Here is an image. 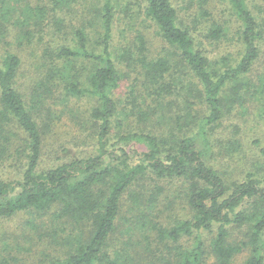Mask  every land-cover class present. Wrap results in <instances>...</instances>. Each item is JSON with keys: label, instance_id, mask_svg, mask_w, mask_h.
Segmentation results:
<instances>
[{"label": "rangeland", "instance_id": "1", "mask_svg": "<svg viewBox=\"0 0 264 264\" xmlns=\"http://www.w3.org/2000/svg\"><path fill=\"white\" fill-rule=\"evenodd\" d=\"M171 1L178 9L180 19L192 32L195 47L208 59L215 77L231 72L244 53L243 25L231 2ZM246 2L262 34L257 41L259 54L248 72L239 76L230 73L232 76L225 80L221 89V119L208 130L211 149L206 160L230 188L244 182L250 174L264 182V0ZM100 4V0H5L0 3V56L15 53L21 57L23 64L18 87L26 95L36 121L45 132L37 171L88 156L97 148L98 128L91 114L98 102L68 95L65 89L68 64L61 72L58 65L64 62L51 53L54 50L53 54H56L60 47L76 45L74 26L84 27L90 35V49L100 52L102 24L98 15L92 18L93 9L98 11ZM113 5L111 49L120 82L112 90L117 114L113 119L110 143L122 134L143 132L154 134L159 141L166 139L168 149L175 138L196 132L194 123L181 126L188 111L197 118L207 113L200 91L203 87L179 52L176 53L160 35L147 13L146 0H113ZM58 19L64 20V29L61 23H56ZM217 29L220 32L216 35L214 30ZM140 36L146 40L145 53L150 59L165 55L173 57L170 74H176L173 80L176 84L172 92L160 91L159 85L145 75L146 68L142 63L129 56V50L137 56V38ZM52 58L56 60L52 61ZM82 64L84 72L89 71L91 66ZM84 72H81L83 76L87 74ZM170 74L167 78L172 79L174 76ZM31 104H36L37 109H32ZM179 116H182L181 120ZM11 141L14 148L23 145L17 134L12 135ZM14 148L9 150L12 157L7 153V159L0 166V180L21 178L28 166V149L16 152ZM186 183L178 179L136 180L135 186L124 195L116 230L105 250L108 260L115 264H178L181 252L190 249L200 233H181L174 237L165 232L183 220L193 218L194 211L186 201ZM156 186L163 189L150 219H144L145 203H136L132 194L144 199L143 195L154 193ZM252 201L247 200L244 209L253 208ZM56 210L58 208L53 206L46 213L27 210L10 218H0V252L3 256L13 258L14 264H42L68 256L73 248L68 243L73 242L72 237L79 230L74 225L55 221ZM56 227L60 231L54 240L50 229ZM228 228L229 242L240 247L228 264H244L252 248L251 225L232 224ZM217 231L218 226H213L200 233L206 243L201 264L218 262L213 250Z\"/></svg>", "mask_w": 264, "mask_h": 264}, {"label": "trees", "instance_id": "2", "mask_svg": "<svg viewBox=\"0 0 264 264\" xmlns=\"http://www.w3.org/2000/svg\"><path fill=\"white\" fill-rule=\"evenodd\" d=\"M4 1L0 0V3ZM229 1L243 25L241 38L244 53L231 72L217 78L209 68L206 56L195 47L194 36L185 21L180 19L178 9L172 1L146 0L147 13L157 25L160 35L176 53L179 52L183 61L200 80L203 87L200 91L207 106V113L198 118L195 117L196 114L187 112L181 126L194 123L196 132L175 138L173 146L168 149L165 147L166 139L159 141L154 134L143 132L122 134L114 143H110L113 119L117 114V103L112 90L120 82V72L111 49L115 13L113 0H100L98 11L93 9L92 12V18L98 15L102 24L100 52L90 49L89 32L82 26H74L76 45L60 47L56 54H53L54 50L51 53L64 62L58 65L61 72L68 64L69 70L65 71V89L68 95L88 97L98 102L91 114L98 128L95 140L97 148L88 156L37 171L45 132L36 121L26 95L18 87L23 62L15 53L0 56V166L7 159V153L12 157V135L17 134L23 140V145L14 150L19 152L20 149H28L29 156L28 166L21 178L0 180V218H10L27 210L46 213L56 206L58 210L55 212V221L66 222L79 230L77 235L71 236L74 238L73 242L68 243L73 246L68 256L54 258L42 264H115L108 260L105 250L109 248L112 234L116 230L124 195L129 192L130 187L135 186L136 180L147 178L187 182L186 201L194 211L193 218L183 220L172 230H165L166 233L177 237L181 233H202V230L218 226L213 246L218 258L215 264H228L240 249L229 242L228 226L250 224L252 248L244 264H264V182L250 174L244 182L230 188L223 176L206 160L211 149L208 130L222 116V85L232 75L239 76L249 71L258 57L257 41L262 35L246 0ZM63 22V19L56 21L61 23L62 29L65 28ZM219 32L220 29L214 30L216 35ZM137 39L138 54L135 57L129 50V56L142 63L143 68H146L145 75L159 85L157 88L160 91L172 92L171 89L176 84L173 81L176 74H170L173 57L165 55L150 59L145 53V38L140 36ZM55 60L52 58V61ZM82 63L91 66L89 71L84 72ZM81 72L87 74L83 76ZM168 74L174 77L167 78ZM32 100L34 99L31 98ZM31 106L32 109H37L36 104ZM181 117L179 116V120ZM179 120L176 119V122ZM162 189V186H156L154 193L143 195L144 199L132 194L136 203H145L144 219H150L149 215L154 212ZM249 199H253V208L244 209V204ZM59 229H50L54 240L59 237ZM200 233L195 237L194 245L181 252L182 258L178 264L202 263L206 243ZM12 259L0 252V264H14Z\"/></svg>", "mask_w": 264, "mask_h": 264}]
</instances>
